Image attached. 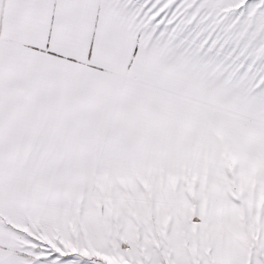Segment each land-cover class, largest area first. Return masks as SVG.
Masks as SVG:
<instances>
[{"label":"snow or ice","instance_id":"snow-or-ice-1","mask_svg":"<svg viewBox=\"0 0 264 264\" xmlns=\"http://www.w3.org/2000/svg\"><path fill=\"white\" fill-rule=\"evenodd\" d=\"M0 264H264V0H0Z\"/></svg>","mask_w":264,"mask_h":264}]
</instances>
